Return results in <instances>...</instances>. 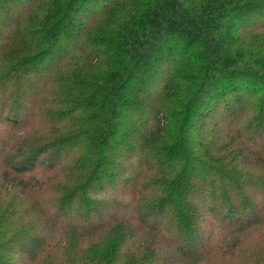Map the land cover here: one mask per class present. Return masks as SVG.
I'll return each instance as SVG.
<instances>
[{
    "label": "trees",
    "instance_id": "16d2710c",
    "mask_svg": "<svg viewBox=\"0 0 264 264\" xmlns=\"http://www.w3.org/2000/svg\"><path fill=\"white\" fill-rule=\"evenodd\" d=\"M221 226L264 227V0H0V264H205Z\"/></svg>",
    "mask_w": 264,
    "mask_h": 264
},
{
    "label": "rangeland",
    "instance_id": "374dc122",
    "mask_svg": "<svg viewBox=\"0 0 264 264\" xmlns=\"http://www.w3.org/2000/svg\"><path fill=\"white\" fill-rule=\"evenodd\" d=\"M217 223L214 224L213 227H216ZM218 227V226H217ZM225 227L221 226L218 230V232L216 233V236L212 239L211 241V245H209V252L208 254H206V257H208L206 260L205 264H234L233 261L229 260V258H225L223 255V251L222 249L225 248L223 247H227L228 243L232 244V247L234 246V244H238L239 242L242 244V249L241 250H246L247 254H250L251 252H253V250L255 251V248L258 244V242L263 243L260 239L262 236V233L264 232V227H257L254 228L251 231H245L244 233L238 234V235H233L232 238L226 240V238L223 239V237L221 235H223L222 233L225 231ZM240 235V236H239ZM240 239V240H239ZM158 245L161 246V244L158 242ZM231 247V248H232ZM250 247H252L250 249ZM233 249V248H232ZM228 256V255H227ZM19 257V256H18ZM19 259V258H18ZM177 261V263H179V259H175Z\"/></svg>",
    "mask_w": 264,
    "mask_h": 264
}]
</instances>
